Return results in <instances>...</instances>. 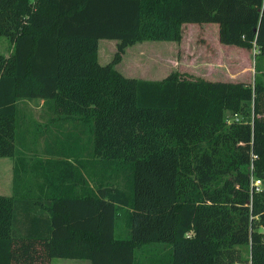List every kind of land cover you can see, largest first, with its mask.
Segmentation results:
<instances>
[{
	"label": "trees",
	"instance_id": "16d2710c",
	"mask_svg": "<svg viewBox=\"0 0 264 264\" xmlns=\"http://www.w3.org/2000/svg\"><path fill=\"white\" fill-rule=\"evenodd\" d=\"M211 22L219 45L258 49L252 82L116 68L128 45ZM1 34L0 264H136L149 244L169 249L145 264H264V0H0ZM100 38L117 40L106 64ZM33 99L54 114L46 158L27 153Z\"/></svg>",
	"mask_w": 264,
	"mask_h": 264
},
{
	"label": "rangeland",
	"instance_id": "374dc122",
	"mask_svg": "<svg viewBox=\"0 0 264 264\" xmlns=\"http://www.w3.org/2000/svg\"><path fill=\"white\" fill-rule=\"evenodd\" d=\"M116 42V39H99L98 61L100 64H106L111 60L116 50ZM217 42L213 26L184 24L183 36L179 42L152 39L137 41L126 47L125 53L116 67L127 77L141 79L160 80L171 71L177 70L187 75L199 76L209 80H244L252 82L253 77L247 73L249 61L252 63L253 53H251V50L245 53L244 57L240 58V63H238L234 58L236 56L233 57L229 52V49L232 50L236 45L222 43L223 46H221ZM11 48L12 43L8 36L1 34L0 54L8 56ZM41 103L42 100L38 99L24 100L19 102V106L21 112L25 114L26 125L32 123L30 129H38L30 132L31 136L35 137V141L30 144L33 153L31 151L27 153L32 157L46 158V156H43V152L45 143L48 141V135L37 134V132L40 129L45 130L44 125L47 126L54 114L48 111L43 104L41 106ZM49 127L53 133H57L54 124L50 123ZM49 140L51 142V137ZM13 164V158L0 157V195L7 196L12 193ZM121 183H123V179ZM255 185L259 187L260 182L255 183ZM125 233L126 228L121 224L116 235L124 236ZM168 249V246L161 244L144 245L135 252L136 264L148 263L155 258V255L167 253ZM50 264H90V262L89 260L54 257L51 258ZM232 264L240 263L234 262Z\"/></svg>",
	"mask_w": 264,
	"mask_h": 264
},
{
	"label": "crops",
	"instance_id": "0c3cea01",
	"mask_svg": "<svg viewBox=\"0 0 264 264\" xmlns=\"http://www.w3.org/2000/svg\"><path fill=\"white\" fill-rule=\"evenodd\" d=\"M212 26H213V29H214V34H215V37H216V34H217V26L216 25H214V24H212ZM101 39V38H100ZM109 39H114V38H109ZM99 43V42H98ZM98 48H99V46H98ZM110 49H111V47H110ZM229 52H231V55L234 57V56H236V57H234L235 58V60L236 61H238V63H240V58H243L244 57V52H245V50H244V52H243V50L242 49H240V48H236V49H232V50H230L229 49ZM258 52V49L256 48V47H254L253 49H252V52L251 53H253V55H252V63L249 61V70H248V74H250L252 77H254V74H255V62H254V54L255 53H257ZM258 65H259V67H260V69L264 72V70L262 69V68H264V61L263 60H261L260 59V61H258ZM117 68V67H116ZM42 104H43V101H42V103H41V106H42ZM43 215H45V214H43ZM79 260V259H78ZM84 260H86V259H84ZM50 264V263H49Z\"/></svg>",
	"mask_w": 264,
	"mask_h": 264
},
{
	"label": "built area",
	"instance_id": "2783aa9c",
	"mask_svg": "<svg viewBox=\"0 0 264 264\" xmlns=\"http://www.w3.org/2000/svg\"><path fill=\"white\" fill-rule=\"evenodd\" d=\"M255 183H259V180H256V182Z\"/></svg>",
	"mask_w": 264,
	"mask_h": 264
}]
</instances>
